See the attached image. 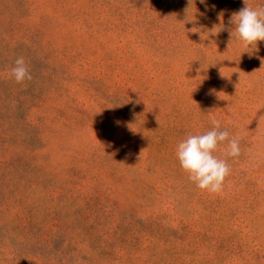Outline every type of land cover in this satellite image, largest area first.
I'll use <instances>...</instances> for the list:
<instances>
[{
	"label": "rangeland",
	"instance_id": "rangeland-1",
	"mask_svg": "<svg viewBox=\"0 0 264 264\" xmlns=\"http://www.w3.org/2000/svg\"><path fill=\"white\" fill-rule=\"evenodd\" d=\"M244 6L0 0V264H264V41L230 35ZM211 116L241 138L219 194L176 157Z\"/></svg>",
	"mask_w": 264,
	"mask_h": 264
},
{
	"label": "clouds",
	"instance_id": "clouds-1",
	"mask_svg": "<svg viewBox=\"0 0 264 264\" xmlns=\"http://www.w3.org/2000/svg\"><path fill=\"white\" fill-rule=\"evenodd\" d=\"M204 2L205 0H201V3ZM244 4L245 6L234 13L229 21L234 25L230 35H235L245 48L253 45L256 47L258 41H264V6L253 8L248 0H244ZM222 30L223 26L213 28L211 34L218 35ZM10 76L17 83L32 79L24 57L15 59ZM210 122L213 125L211 130L202 134H189L178 143L176 157L181 168L188 174L189 180L198 188L211 194H219L223 191L225 178L231 172L226 158L240 156L241 138L236 136L229 139V132L226 129L221 130V121L215 116L210 117ZM225 141H227L225 158H218L214 153L218 145Z\"/></svg>",
	"mask_w": 264,
	"mask_h": 264
}]
</instances>
